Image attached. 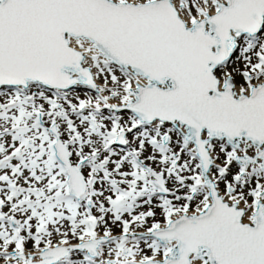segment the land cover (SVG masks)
<instances>
[{
    "label": "snow or ice",
    "instance_id": "1",
    "mask_svg": "<svg viewBox=\"0 0 264 264\" xmlns=\"http://www.w3.org/2000/svg\"><path fill=\"white\" fill-rule=\"evenodd\" d=\"M0 264H264V0H0Z\"/></svg>",
    "mask_w": 264,
    "mask_h": 264
}]
</instances>
